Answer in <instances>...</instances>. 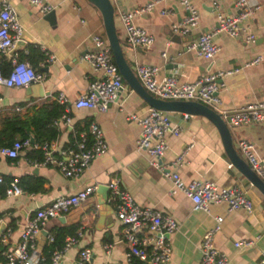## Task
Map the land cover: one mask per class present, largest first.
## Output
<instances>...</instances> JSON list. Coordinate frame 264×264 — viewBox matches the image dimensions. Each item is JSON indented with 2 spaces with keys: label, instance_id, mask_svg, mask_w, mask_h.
Instances as JSON below:
<instances>
[{
  "label": "crops",
  "instance_id": "crops-1",
  "mask_svg": "<svg viewBox=\"0 0 264 264\" xmlns=\"http://www.w3.org/2000/svg\"><path fill=\"white\" fill-rule=\"evenodd\" d=\"M6 1L22 26L19 40L22 43L12 53L19 58L28 54L29 46L36 48L30 60L35 64V70L44 73L41 86L45 94L40 98L30 97L25 94V87L0 85V129L7 120H25L48 105L58 104L62 106L61 113L69 115L70 124L53 122L52 126L58 133L50 141L56 150L69 145L73 137L85 132L90 122L98 125L106 142V152L92 159L76 178H65L51 166L30 167L23 157L35 152L31 148H24L18 159L0 156V178L10 177L17 181L24 175H37L45 180L40 192L0 197V217L9 213V219L4 217L5 222H16L10 244L13 245L18 239L19 224L54 197L74 194L89 185H95L96 188L98 185L106 186L109 180L118 178V187L128 192L135 203L159 211L176 222V229L168 235L171 255L166 264H198L201 236L215 224L216 216H220L221 221L219 230L214 234V245L226 254L228 264H254L251 260L259 254L258 250L246 253L250 246L234 247L233 243L239 240L254 242L264 234V197L231 165L213 124L203 116L170 112L172 123L179 128L178 133L166 135V149L161 156L153 158L136 148L139 127L127 118L132 112L144 113L148 105L123 79L116 99L105 111L75 108L71 104L64 107L56 100L59 93L72 102L83 93L88 81L96 76L82 56L95 50L91 36H102L98 10L86 0H46L54 11L55 22L49 24L42 19L38 8L27 0ZM110 1L121 51L133 74L136 63L152 64L159 67L160 76L172 74L177 82H191L216 69L238 68L236 73L221 81L223 86L218 90L220 109L230 111L247 103L258 102L264 96V0H246L248 4L258 7L241 23L243 31L236 37L221 32L213 36L212 41L219 46V51L212 64L186 50V47L199 33L216 25V10L225 15L238 12L235 0H189L198 9L199 19L196 29L186 36L178 35L170 28L173 22L184 15L183 9L173 0H161L150 11L134 16L133 22L153 37L149 48L135 49L124 40L118 14L131 11L148 0ZM212 2H216V10ZM247 33L253 35L252 41L245 40ZM162 52L165 53L164 58L161 57ZM47 55H51L52 60H46ZM255 56H262L263 59L258 64L243 66L245 61ZM0 61L8 62L9 58L0 57ZM5 67L7 70L9 63ZM228 128L232 146L240 158L243 159L236 146L240 138L251 142L258 156L264 158V122ZM29 131L31 135L32 127ZM11 135L14 139L19 137L18 133L1 135L0 141ZM30 140L35 143L31 137ZM183 150L182 165L174 167L173 159ZM35 169L36 172H33ZM174 171H177L183 182L200 180L211 182L219 188L238 186L252 203L250 212L243 209L227 210L225 203L210 204L207 211L194 210L187 196L181 192L169 193V175ZM96 188L84 202L63 215L64 224L58 218L47 222L37 238L40 247L45 243L46 234L55 227H82L83 235L77 248L86 246L90 249L91 264H122L125 249V244L120 241L122 226L115 218L114 203L108 200V190L106 206L100 205L97 209ZM107 205L113 211L110 220L105 223L97 221L98 213L108 212ZM105 244H110V247L104 249ZM75 254L76 248L69 249L61 264H75Z\"/></svg>",
  "mask_w": 264,
  "mask_h": 264
},
{
  "label": "built area",
  "instance_id": "built-area-1",
  "mask_svg": "<svg viewBox=\"0 0 264 264\" xmlns=\"http://www.w3.org/2000/svg\"><path fill=\"white\" fill-rule=\"evenodd\" d=\"M44 14L51 8L46 0H27ZM161 0H148L145 4L133 8L131 11L119 12L118 18L124 33V40L132 49L149 48L153 37L146 30L133 22L135 15L150 11ZM180 6L184 15L170 25L172 32L186 36L196 29L199 19L198 9L189 0H173ZM216 10V2H212ZM238 12L225 15L215 12L216 25L212 29L201 32L190 41L186 50L206 60L209 64L219 51V46L212 41L217 33H224L229 37H236L243 31L241 23L249 18L257 9V5H250L246 0H235ZM166 13V11H161ZM22 26L15 13L6 0L0 1V57L9 58V67L6 72L0 70V85L5 87H26L30 84L41 83L44 73L35 70L26 60L19 59L11 53L17 41L20 40ZM92 41L95 50L83 54L82 59L90 66L92 77L80 95L72 102L59 93L56 100L66 107L71 104L75 108H87L98 112L105 111L114 102L122 86V77L113 61L106 39L93 34ZM246 41H252L253 35L247 33ZM25 53V52H24ZM165 57V53H161ZM47 55L46 60H52ZM262 56H255L243 63V66L258 64ZM238 68L216 69L201 75L191 82H177L174 75H159V67L152 64L136 63L134 75L144 90L154 98L162 100H184L199 102L215 112L226 121L228 126H240L251 123L264 122V96L258 102L247 103L239 108L226 111L220 109L218 90L223 86V78L236 73ZM170 111L158 110L148 106L144 113L132 112L127 118L139 127V134L135 140L138 150L147 152L151 157L158 158L166 149V135H176L178 126L172 123ZM55 124H70V117L66 112L54 120ZM237 149L250 170L264 183V158L258 156L254 145L240 138L236 142ZM24 148H31L40 152V158L23 157L30 167L51 166L65 178H76L89 165L94 158L106 152V142L102 132L95 122H90L85 132L77 134L72 146L56 150L50 142L33 143L30 138L15 139L9 145L0 147V156L18 159ZM185 150L172 161L174 167L182 165ZM161 170V167H158ZM170 194L181 192L187 196L194 210L207 211L210 204L225 203L227 210L243 209L250 212L252 203L245 192L238 186L219 188L215 184L200 180L183 182L177 171L170 173ZM1 180V178H0ZM118 178L109 180L106 184L108 200L114 203L115 218L121 227L120 241L125 244L122 264H166L171 255L168 235L176 229V222L169 216L161 214L149 207L135 203L131 195L118 187ZM95 185H89L74 194L59 195L47 204L36 208L25 220L19 224L18 239L11 245L10 236L16 222H5L9 213L0 217V225L4 228L0 233V243L7 246L2 252L3 259L0 264H61L66 258V252L76 248L75 264H91V251L88 247L77 248L83 235V228L78 227L73 235L65 236L62 245H53L45 252L38 244V235L50 219L58 218L84 202L95 190ZM22 193L16 180L9 182L5 188L4 196H16ZM220 216L215 217V224L205 231L199 242L200 258L198 264H228L225 253L219 251L214 245V234L219 230ZM46 244L53 242L49 233L45 236ZM251 240H239L233 243L234 247H249ZM110 247L105 244L104 249Z\"/></svg>",
  "mask_w": 264,
  "mask_h": 264
},
{
  "label": "water",
  "instance_id": "water-1",
  "mask_svg": "<svg viewBox=\"0 0 264 264\" xmlns=\"http://www.w3.org/2000/svg\"><path fill=\"white\" fill-rule=\"evenodd\" d=\"M93 5L99 12L102 22L103 33L106 42L110 48L113 61L126 84L138 95L140 98L150 107L158 110H166L170 112H179L185 115H199L205 117L216 128L220 141L223 147V151L231 163L249 182L252 184L264 197V183L250 170L246 162L240 158L234 150L231 142L229 128L220 114L212 110L211 108L196 102V101H184V100H162L152 97L148 94L141 84L136 79L132 70L126 63L121 46L118 41V37L114 27V11L110 0H86ZM42 19L46 20L49 24H54V11L50 9L46 13L42 14ZM22 42L17 41L14 49ZM12 50V52L14 51ZM11 52V53H12ZM25 94H29L30 97L40 98L44 96V92L41 83L30 84L25 87ZM36 172V169L33 171ZM107 187L98 185L96 188V204L97 209L100 205L106 206V193ZM108 207V205H107ZM113 211L108 207V212L105 214L98 213V220L102 223L110 220V216ZM58 221L61 224L65 223V216H59ZM3 228V224L0 225V230ZM43 233H46L43 231ZM258 250L259 254L253 259L254 264H264V234L258 237L252 245L246 250V253H252ZM257 262V263H256Z\"/></svg>",
  "mask_w": 264,
  "mask_h": 264
},
{
  "label": "trees",
  "instance_id": "trees-1",
  "mask_svg": "<svg viewBox=\"0 0 264 264\" xmlns=\"http://www.w3.org/2000/svg\"><path fill=\"white\" fill-rule=\"evenodd\" d=\"M28 54L23 57H19L21 60H27L31 67L35 69V64L32 63L30 60L31 53L36 51V48L33 46L28 47ZM42 58V56H39ZM9 63L5 61H0V70L4 73L7 70L4 66ZM62 112V106L58 104L48 105L42 109H40L35 115L25 120H18V119H11L7 120L2 128L0 129V136L1 135H10L14 133H18V139H23L26 137H31L35 143H42V142H49L50 140L56 138L58 131L54 126H52L54 120L58 118L60 113ZM30 127H32L33 132L30 135ZM40 132L43 135L38 136ZM77 135L73 137L69 143V145L65 146H72L74 141L76 140ZM13 140V136H9L4 140L0 141V147L9 145ZM28 158H40V152L35 150V152H31L27 154ZM12 181L10 177H1L0 180V197L4 195L5 188L8 186L9 182ZM44 179L37 175H24L17 179V185L21 188L22 192L26 194L36 193L43 190V183ZM76 231L75 226H59L55 227L50 230L48 233L53 236V242L51 244H46V242L42 246V250L45 252L53 245H62L63 239L65 236L73 235ZM7 249V246L0 244V261L3 259L2 252Z\"/></svg>",
  "mask_w": 264,
  "mask_h": 264
},
{
  "label": "rangeland",
  "instance_id": "rangeland-1",
  "mask_svg": "<svg viewBox=\"0 0 264 264\" xmlns=\"http://www.w3.org/2000/svg\"><path fill=\"white\" fill-rule=\"evenodd\" d=\"M101 35H102V37H104V38H105V36H104V34H103V33H102ZM91 50H92V49H91Z\"/></svg>",
  "mask_w": 264,
  "mask_h": 264
}]
</instances>
